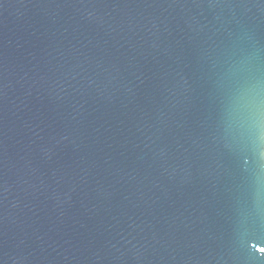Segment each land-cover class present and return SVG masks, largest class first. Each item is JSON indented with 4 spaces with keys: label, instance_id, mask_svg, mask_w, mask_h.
Masks as SVG:
<instances>
[{
    "label": "water",
    "instance_id": "1",
    "mask_svg": "<svg viewBox=\"0 0 264 264\" xmlns=\"http://www.w3.org/2000/svg\"><path fill=\"white\" fill-rule=\"evenodd\" d=\"M264 0H0V264H264Z\"/></svg>",
    "mask_w": 264,
    "mask_h": 264
},
{
    "label": "snow or ice",
    "instance_id": "2",
    "mask_svg": "<svg viewBox=\"0 0 264 264\" xmlns=\"http://www.w3.org/2000/svg\"><path fill=\"white\" fill-rule=\"evenodd\" d=\"M262 251H264V250H262Z\"/></svg>",
    "mask_w": 264,
    "mask_h": 264
}]
</instances>
